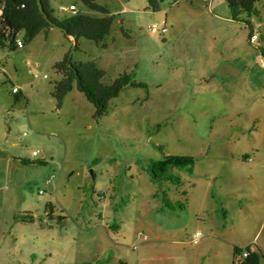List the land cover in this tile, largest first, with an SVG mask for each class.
I'll return each mask as SVG.
<instances>
[{
  "label": "rangeland",
  "instance_id": "374dc122",
  "mask_svg": "<svg viewBox=\"0 0 264 264\" xmlns=\"http://www.w3.org/2000/svg\"><path fill=\"white\" fill-rule=\"evenodd\" d=\"M49 2L60 18L71 6L99 17ZM102 4L118 13L103 44L81 39L76 52L53 28L0 49V264H237L235 248L264 264V1L249 19L256 44L223 19L225 0H166L155 13L145 0ZM70 51L105 85L134 74L149 100L125 87L100 120L75 84L59 101L54 66ZM169 156L195 160L174 172L180 186L147 172Z\"/></svg>",
  "mask_w": 264,
  "mask_h": 264
},
{
  "label": "trees",
  "instance_id": "16d2710c",
  "mask_svg": "<svg viewBox=\"0 0 264 264\" xmlns=\"http://www.w3.org/2000/svg\"><path fill=\"white\" fill-rule=\"evenodd\" d=\"M84 5L91 12L99 14L98 18L83 15L79 12L70 17H57L52 9L49 0H0V49L10 44V50H18L17 40H21L19 35L26 32L28 36L21 40L24 46L41 32H48L53 28H58L65 38L70 37L75 42L74 51L79 50L78 42L86 39L96 44H103L112 33L114 23L118 16L112 15L110 9L102 3L107 0H76ZM147 8L152 12H158L161 5L166 0H145ZM209 1V0H206ZM231 12L234 22L245 23L251 30V37L254 33L249 19H260L258 4L264 0H225ZM176 2V1H174ZM60 11V10H59ZM60 13H63L60 11ZM246 17V20L244 19ZM122 35L129 38V34L122 29ZM106 46V45H105ZM70 51L64 59L55 64L54 70L65 76V82L59 89V101L70 92L73 84L77 91L82 93L87 101L95 108L94 119L100 120L109 111V102L118 98L125 87L144 89L146 91L145 101L149 100V86L138 83L134 74H122L110 85H105L103 79L105 71L100 69L94 62H75L73 52ZM260 55L264 58V48H259ZM16 102L20 101V96L16 95ZM25 164V163H24ZM42 165V162H39ZM195 165V160L190 157L169 156L158 162H151L147 172L151 180L155 183H171L180 186L181 181L174 175L175 171L186 170L191 172ZM158 196V195H157ZM51 209V208H50ZM49 220L53 221V211L48 214ZM64 220V218H60ZM33 221V218L30 219ZM59 222V221H58ZM60 223V222H59ZM249 253L244 259L243 254ZM234 257H242L237 264H260V256L252 252L250 248L241 250L234 249ZM233 264H236L235 262Z\"/></svg>",
  "mask_w": 264,
  "mask_h": 264
},
{
  "label": "built area",
  "instance_id": "2783aa9c",
  "mask_svg": "<svg viewBox=\"0 0 264 264\" xmlns=\"http://www.w3.org/2000/svg\"><path fill=\"white\" fill-rule=\"evenodd\" d=\"M173 1H176V0H173ZM60 11H61V12L70 11L73 15H74V14H77V12H78V11H77V8H76L75 6H71L69 10L61 8ZM158 30H159V27H158L157 25H152V26L149 27V31L156 32V31H158ZM165 32H166V29H162V33L164 34ZM259 40H260V39H259L258 34H257L256 32H254L253 35H252V37H251V39H250V42H251L252 44H256V43L259 42ZM16 44H17V46H18L19 49H21V48L24 47V44L22 43L21 40H17V41H16ZM36 78H37V76H36ZM12 94H13V95H18V94H20V89H19V88H14V89L12 90ZM34 156L36 157V156H37V153H34ZM50 183H51V181H47V185H49ZM40 194H41V193H40ZM201 238H202V234H201V233H197L196 235H194L193 238H192V243H193V245H197L198 242H199V240H200ZM248 256H249V253H248V252H245V253L243 254V258H244V259H246Z\"/></svg>",
  "mask_w": 264,
  "mask_h": 264
},
{
  "label": "crops",
  "instance_id": "0c3cea01",
  "mask_svg": "<svg viewBox=\"0 0 264 264\" xmlns=\"http://www.w3.org/2000/svg\"><path fill=\"white\" fill-rule=\"evenodd\" d=\"M209 1H211V2H213L214 3V0H209ZM111 11V10H110ZM159 11H160V9H159ZM158 11V12H159ZM111 13H112V15H117L118 13L117 12H115V11H111ZM223 19H226V20H228L227 22H234L233 20H232V18H231V16L230 17H226V16H223ZM221 21L222 20V18H218V21ZM171 25L172 26H176L177 25V21L175 20V19H172L171 20ZM191 25V22H187L186 23V26H190ZM255 32V31H254ZM69 40H73L71 37L69 38ZM252 44V43H251ZM193 50L195 49V48H192ZM24 96L22 93H21V90H20V94L18 95V96ZM14 97H16V95H14ZM15 99V98H14ZM15 102H16V100H15ZM216 255V254H215ZM213 261H212V263H214V261H216V259L213 257V259H212Z\"/></svg>",
  "mask_w": 264,
  "mask_h": 264
},
{
  "label": "clouds",
  "instance_id": "9594fccd",
  "mask_svg": "<svg viewBox=\"0 0 264 264\" xmlns=\"http://www.w3.org/2000/svg\"><path fill=\"white\" fill-rule=\"evenodd\" d=\"M178 0H176V2H177ZM19 95V94H18Z\"/></svg>",
  "mask_w": 264,
  "mask_h": 264
}]
</instances>
